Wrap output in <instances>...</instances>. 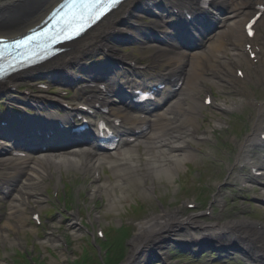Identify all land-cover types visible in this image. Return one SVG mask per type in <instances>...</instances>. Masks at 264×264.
Returning <instances> with one entry per match:
<instances>
[{
	"label": "bare ground",
	"instance_id": "1",
	"mask_svg": "<svg viewBox=\"0 0 264 264\" xmlns=\"http://www.w3.org/2000/svg\"><path fill=\"white\" fill-rule=\"evenodd\" d=\"M59 1L60 0H0V30H3L2 33L0 32V36L15 37L22 34L26 29L37 24ZM144 1L151 2L153 7L151 9L146 8V6H144ZM153 1L126 0L112 14H110L109 17L99 24L97 28L91 30V32L86 34L85 37L77 41L78 43L73 45V47H68L62 58H56L45 63L44 67L53 68V71L48 73L49 77L55 79L58 71L65 68L70 59L81 60L85 59L84 57L93 56V54L98 52L104 53L109 51V40L107 39L112 35L109 34V32L120 28V23H125L133 17L137 18L138 15H136V11L139 8L141 10L151 11L152 9L162 10V14H167V6L165 4H161L159 0ZM230 2L231 6H225L221 10L212 7L213 9L215 8L216 13L209 11V13H207V15L201 20V23L192 21L189 24H183L178 20L172 21V23L176 25L175 31L178 38H183L187 35L186 33L183 34V32H181L182 30H185L187 26L193 27V29L197 31H206L212 27L216 21H220L224 23V26L226 27L224 30L220 31L217 39L210 46L211 51L207 55L212 56V62L206 63L205 59L207 57L205 56L192 62L195 70L188 73L185 83L177 92L176 101L169 107L168 119L154 124L153 131H155V135L145 138L143 145L141 146L142 148L138 147L136 155L131 154V159L126 158L124 150H115L116 154L111 157V160H108L110 163V172L115 178V184H111V190H114V187L117 184L123 185L125 189L135 190L134 182L139 183L141 180H152V184H154V180H161L165 175H169L171 170L174 171V169L177 168V166L174 168L173 166L178 162L185 161L187 155L191 154L182 151V149L187 147L190 142H197L189 132H186L185 127L186 125L191 124L192 118L195 117L194 111L198 110L200 107L199 98L197 99L199 95L198 85L207 82H215L218 86L222 79L224 81L233 80V77L230 74L232 70L229 67L228 61L227 65L223 60L226 59L227 56L229 59H234L238 63L242 61L240 59L241 54L235 50V52H233L229 47H237L244 43V34L242 32L243 26L241 23L243 22V16L245 15L242 6L246 9V3H243L244 0H231ZM21 7L25 9V12L16 13L15 16L14 13ZM167 16L168 15H166V17ZM112 37L113 38L111 39L113 41H116L115 39H121V36L119 35ZM224 38L228 39L227 43L223 42ZM257 39H259V37H257ZM137 40L143 41L144 39L138 38ZM159 48L160 45L154 44L147 47V49L159 53L162 57L164 53L160 51ZM184 56H186V54H183V57L178 56L176 59H173L172 63L176 64V62L182 61ZM103 66L104 67L100 70H94L92 73L105 77L112 67H110L107 62L103 64ZM163 66V71L157 75L163 80V83L166 84L173 76L177 75L179 71L167 66V64H164ZM247 68L249 67L247 66ZM32 69L38 71L40 68L34 67ZM29 75L30 73H25L23 77ZM247 76L250 78V73H248ZM18 79H13L11 84L18 81ZM121 79H124V83L128 84V86H131L132 83H134V81L127 78ZM143 84L148 83L145 82ZM246 84L264 90V84H262V82L260 83V79L246 81ZM5 86H7V84L0 85V91L4 89ZM26 103H28V101L24 104ZM33 103L36 106L41 105L40 100H33ZM261 109L263 110V107ZM162 114L163 113L160 112V115ZM117 116L119 117L122 115H119L118 113ZM161 118L163 117H160V119ZM126 119L129 123L135 122L133 118L127 117ZM260 125H264V117L261 119L257 118V122L253 127L252 136L245 140V143L255 139L260 132H264V129L259 130ZM117 130L118 132L115 130L116 135L128 132V129ZM16 135L18 137H23V134ZM55 149L58 150L59 148ZM101 149L104 150V148ZM155 150H158L159 152ZM166 152H169L170 155H166ZM245 152H247L245 146L240 145L238 156ZM258 164L264 166V161H258ZM81 170L83 173L89 172V169L85 167H82ZM51 174V172L46 170H37L31 174L26 173L21 169L1 172V181L2 177L4 178L2 181L3 185L0 186V188H4L6 192H8V189L10 188H16L18 194V197L14 199L10 206L9 218H19V220L22 221V218L25 217L23 216V213L25 212V205L28 199L37 205L43 202L44 199L41 197L38 190L40 186H43L44 180L48 179V175ZM235 176V173L232 171L227 179L232 180ZM243 181L250 183V181H256V179L248 176L247 180L243 179ZM143 185L145 184L143 183ZM109 187L110 186H106V188H103L104 192L107 194H111L108 189ZM101 191L102 188L98 189L96 193H100ZM249 191L256 193L259 198L264 196V194H260L258 187H251ZM245 193H248V189L245 190ZM219 197L220 193L219 191H216L214 199ZM121 199V196L116 195L115 197H109L108 200L109 202L111 201L115 203V201L120 202ZM179 215V209L172 212L164 210L163 212L142 221L131 240V251L127 258V264H130L131 262V264H138L141 258L140 256H143V260L144 258H151L150 251H143L139 256V251L141 248L143 249L144 245H148L149 243L160 239L162 235L177 237V232L186 231V229L192 226H194L193 228L196 230L199 228V235L207 233V236H216L217 238H220L222 240V244L219 245L220 250L222 249L225 252H238L245 257L249 264H264V222H251L242 218L235 220H223V218H221L222 220L217 221L216 226L214 224H209L206 227L205 224L200 222L201 215L191 213L178 218L177 216ZM70 226L73 227L75 233L79 231L73 218L70 219ZM6 227H10L8 220L0 226V237L3 236L2 229ZM195 239V237L191 239L189 236H186L184 238V244L194 241ZM48 240L51 241L53 245H57L58 243L56 237L53 238L50 236ZM163 243L167 242L163 241ZM163 246L166 245H160L159 247ZM143 260L141 259V261Z\"/></svg>",
	"mask_w": 264,
	"mask_h": 264
},
{
	"label": "rangeland",
	"instance_id": "2",
	"mask_svg": "<svg viewBox=\"0 0 264 264\" xmlns=\"http://www.w3.org/2000/svg\"><path fill=\"white\" fill-rule=\"evenodd\" d=\"M95 57L99 58V55H95ZM102 62V61H99ZM192 72V71H191ZM190 72V73H191ZM44 80L48 83H51L52 85L55 84H59L60 81H54L48 77L45 76ZM20 92H15V96H21L19 94ZM2 100V97H0V102ZM242 114L243 116H245V122H246V116L249 113H238ZM211 115V114H210ZM227 120H229V118L223 119V118H218L217 119H212V122L208 123L210 125V128L216 124V123H225ZM238 121V120H237ZM239 125V124H237ZM242 126V123L240 124ZM214 126H220V125H214ZM223 128V127H222ZM231 132L229 127L227 129H223L222 131L218 132L217 135V140L218 143L220 142L221 145L224 144V142L228 143V132ZM218 146V144H217ZM136 149V145L134 147L131 148V150H135ZM157 152H159L158 150H155ZM213 151H216L218 154L220 153L219 148H214ZM166 155H170L169 152L165 153ZM214 157V156H213ZM217 157V156H216ZM216 157H214L216 159ZM207 159V160H206ZM218 159V158H217ZM218 161V160H217ZM225 163V162H224ZM221 163V162H213V159L210 156L207 155H194V154H189L187 155V158L185 159V161H181L178 163L179 169L184 172L185 170L187 171V167H191V166H195L196 170L197 168H201L202 172H206V176H207V180L204 183V186L202 187V189L207 190L208 192L211 194L212 189H211V183H212V179L214 176H221L223 171H224V166L225 164ZM223 165V166H222ZM185 171V173H186ZM193 177L198 178V176H195V172L192 174ZM209 176H212L209 178ZM171 177H173V175L170 173L169 175H165L164 177H162L161 181H158V191L160 193L161 196L166 195V198H169L170 196H173L171 194V188L172 186H178L179 182L177 181V178L174 180H171ZM68 178H72V180H76V176L74 175H70L67 176ZM209 178V179H208ZM115 184V178L113 177V175L111 174V172L106 171L105 175L102 177V180L100 183H98L97 185H91V190L95 189L97 186L100 185H106V186H110L108 189L110 191L111 194H107L106 192H103L102 196H103V202L98 201V203L95 204V206H92V203L89 202L88 200V194H87V190H85L84 194H80V196L78 197V195L75 193L74 196V201L71 200V209L69 211H62L61 213V218H62V230L58 231V235L59 236H63V235H67L68 233H72V231L69 229L68 225L66 224V222H68L69 224V219L71 218V214H73L74 212H76L77 208H82L79 204L84 205V206H89L90 208L97 210L98 213L97 215H106L105 218L102 217H98V219L102 220V221H107L109 222V224L111 226H114V221L121 217H123V221L125 225H130V228L132 229V235L131 237L128 239L127 241V249H128V253L130 251V245L129 242L132 239V237L134 236V234L137 232V228L139 226V224L144 221L147 220L148 218H150L153 215H156L160 212L163 211L162 208H158L156 207L155 203L151 200L146 187L144 188L142 180L139 183L134 182V186H135V190H128L127 188L125 189L123 187V185H115L114 190H111V184ZM46 187V185H45ZM89 191V192H90ZM116 195L121 196V200L120 202L115 201L114 202H109V197H115ZM192 199V197H190ZM189 199V198H188ZM170 200H172V198H170ZM177 205L181 206V203L184 202V200H182L181 196L177 197ZM182 200V201H180ZM139 203L140 205L143 206V210L141 211V214L138 218H136L133 213H132V205ZM241 200H239L237 203L230 205L225 211L226 212H231L233 210L234 206H240ZM41 205H44L46 207H50L49 204L43 203ZM168 207H165L166 209H171L173 206H177V205H170L167 204ZM0 212H5L6 213V218L3 221V223L8 220V223L10 224V227H6L2 229V234L6 237L4 239H1L0 237V250L3 246H6V248L8 250H20L21 248V244L24 243V240H27L29 245L31 242L35 241V243L37 244L36 247L37 249H40V252L42 254L44 263L46 264H66V259L65 256L61 255V248L52 245L51 241L48 240L49 234L47 235L46 233H43L42 235H39L38 237L36 236V233L33 229V227H31L27 221L28 219V213L29 211L27 209H25V212L23 213V216H25L26 218L23 220V230L24 232H21V230L17 233H11L10 231H8L7 229H13V225L14 222H18L19 223V219H15V218H9L8 219V203L7 204H3V206H0ZM61 208V206H60ZM173 210V209H171ZM198 213H201V211H197ZM231 216H233V212H231ZM187 214V213H184ZM58 217H60V215H57L56 219L58 220ZM2 223V224H3ZM0 224V226L2 225ZM20 224V223H19ZM52 230H50L49 232H51ZM27 232V233H26ZM26 233V234H25ZM180 236V238H185V233H178ZM85 235L84 232H80L79 233H74L72 236H70L69 240H76L78 239L76 242L73 243L72 245V249H74L75 254L76 255H80L81 253V246L83 245L82 243V239L80 238V236ZM41 237V238H40ZM168 238L169 236H165L162 235V237L160 239H158V241H153L152 243L148 244V249H143V251H151V247L155 246L158 244V242L162 239L163 241L164 238ZM194 243V242H193ZM179 246H177V248H172L173 246L168 247V250L172 251L173 253L176 254H186V255H191V252L189 250H179L186 248L185 245H181L178 244ZM182 246H184L182 248ZM179 247V248H178ZM48 248H51L54 253H56V256H51L48 252ZM152 251H157L156 249H153ZM152 251L150 253L151 258L147 259L144 258L143 260V256H140L143 261L142 264H145L146 261H148L147 264H158L157 262H154L155 258L152 257ZM37 251L35 250V253L33 255H36ZM127 253V255H128ZM67 255V254H66ZM144 255V254H143ZM127 257V256H126ZM231 261H233L235 264H242V260L237 258V257H232L229 256L228 257ZM147 259V260H146ZM126 260V259H125ZM125 260L123 261V263L125 262ZM0 264H5L2 263L0 261Z\"/></svg>",
	"mask_w": 264,
	"mask_h": 264
},
{
	"label": "snow or ice",
	"instance_id": "3",
	"mask_svg": "<svg viewBox=\"0 0 264 264\" xmlns=\"http://www.w3.org/2000/svg\"><path fill=\"white\" fill-rule=\"evenodd\" d=\"M62 7L68 8L71 11V16L68 20H65V24H73V22L83 21L87 15L91 14L92 11L99 7L98 0L92 2V0H68ZM78 10V11H72ZM63 19V17H61ZM34 37H28L27 40H32ZM68 38V37H65ZM18 42V46H19Z\"/></svg>",
	"mask_w": 264,
	"mask_h": 264
}]
</instances>
